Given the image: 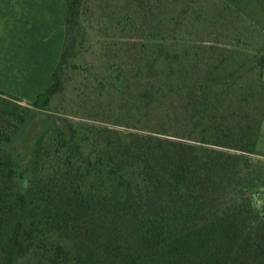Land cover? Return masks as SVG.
Segmentation results:
<instances>
[{
	"label": "trees",
	"instance_id": "trees-1",
	"mask_svg": "<svg viewBox=\"0 0 264 264\" xmlns=\"http://www.w3.org/2000/svg\"><path fill=\"white\" fill-rule=\"evenodd\" d=\"M67 4L72 43L83 0ZM216 4L224 8L214 13ZM243 4L215 0L193 19L190 5L153 17L133 64L110 80L131 96L129 116L142 120L154 109L147 140L105 129L106 140L84 147L75 128L68 134L59 123L48 137L30 126L19 161L8 148L13 131L0 124V264H264V212L215 199L256 186L250 162L264 121V42L220 32L229 20L223 11ZM210 17L222 29L203 36ZM68 48L35 108L46 110L60 92ZM244 48L254 53L235 69ZM248 68L259 78L238 98L235 78Z\"/></svg>",
	"mask_w": 264,
	"mask_h": 264
},
{
	"label": "rangeland",
	"instance_id": "rangeland-1",
	"mask_svg": "<svg viewBox=\"0 0 264 264\" xmlns=\"http://www.w3.org/2000/svg\"><path fill=\"white\" fill-rule=\"evenodd\" d=\"M213 1L215 0H83L81 16L73 26L72 43H67L65 30L68 8L66 0H60L59 51L62 53L65 46H69L68 57L59 73L62 81L60 92L53 97L46 110L32 106L38 95L46 90L38 92L45 88L49 81V75L53 69L51 62L57 53V46L53 53L54 57L51 55L43 65L41 62L42 66L38 72L41 77L35 80L36 92H31L34 79L31 80L25 76L27 68L23 69V96L0 87V91L5 93H0V124L9 131H13V142L8 146L10 151L21 161L22 142L30 126L33 135L41 134L46 130L49 137L56 134L59 123H61V129L68 134L75 135L72 130L75 128L80 136H86L88 140L84 147L93 144L96 140H106V136L101 133L105 129L113 132L126 131L135 135L141 134L147 140L150 136L151 117L155 114L154 109L151 115L148 114L142 120H139V117H132L133 113L129 116L126 108L131 96L121 91L119 85L116 82L111 83L110 80L116 77L120 69L122 72L126 66L130 68L133 64V57L137 51L135 44L141 41L144 33H147L146 29L154 27L153 17L165 12L177 16L182 11H186L190 5L188 10L191 11L193 19L194 14H201L202 9L205 8V2ZM245 1L247 6L243 4L238 8L232 5L226 8L228 11H223L229 16L223 29L221 25L215 26L214 19L211 17L205 21L202 20L201 34L205 32L203 36H206L212 32L217 33V29H222L220 32L223 33L229 28L234 29V33L240 34L243 43L264 42L263 31L261 35L257 32L261 28L259 26L264 27V0ZM216 7L224 8L216 4L212 9L214 13L217 12ZM30 31L31 29L23 30V37H26ZM215 37L225 41V38L219 34ZM145 42L148 41L145 40ZM196 42L199 43L198 40ZM167 44L170 47L171 43ZM240 50L241 55L235 59V69L245 65L254 53L249 48ZM26 64V57L23 55V66ZM58 65L59 62L57 67ZM249 69L251 68L241 70L236 75L237 85L242 86L235 94L238 98L247 97L249 92L255 90L252 80L259 78V71L255 70L253 74L251 71L248 72ZM227 73L232 74L231 71ZM228 93L230 97H233V89H230ZM21 114L26 120L17 131H14L15 124L22 118ZM79 141L75 137L73 142L78 149ZM251 158L250 164L253 169H257L254 191H246L245 194L231 192L228 196L215 199L220 203L225 200L234 204L250 203L263 213L264 121L259 135L257 153Z\"/></svg>",
	"mask_w": 264,
	"mask_h": 264
},
{
	"label": "crops",
	"instance_id": "crops-1",
	"mask_svg": "<svg viewBox=\"0 0 264 264\" xmlns=\"http://www.w3.org/2000/svg\"><path fill=\"white\" fill-rule=\"evenodd\" d=\"M59 4L60 0H0L1 88L23 96V69L27 68L25 76L34 79L31 92H36L35 80L41 77L38 72L43 63L53 55L57 46L55 61L52 59L51 62L53 69L49 81L45 88L38 92L47 90L51 86L53 73L61 56L58 48ZM66 7L68 8L67 0ZM27 29L31 31L23 37V30ZM23 55L27 62L25 66H23Z\"/></svg>",
	"mask_w": 264,
	"mask_h": 264
}]
</instances>
